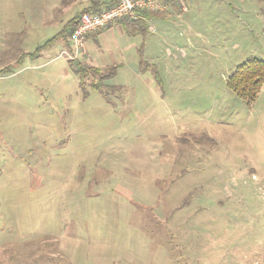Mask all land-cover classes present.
I'll use <instances>...</instances> for the list:
<instances>
[{
    "label": "rangeland",
    "instance_id": "rangeland-1",
    "mask_svg": "<svg viewBox=\"0 0 264 264\" xmlns=\"http://www.w3.org/2000/svg\"><path fill=\"white\" fill-rule=\"evenodd\" d=\"M82 2L0 0V264H264V82L227 87L264 62V0H181L73 57Z\"/></svg>",
    "mask_w": 264,
    "mask_h": 264
},
{
    "label": "trees",
    "instance_id": "trees-1",
    "mask_svg": "<svg viewBox=\"0 0 264 264\" xmlns=\"http://www.w3.org/2000/svg\"><path fill=\"white\" fill-rule=\"evenodd\" d=\"M114 2L115 1L112 0V2L108 6L104 7V9H109L110 7H112L114 5ZM101 11L102 9H100L99 6L96 7L93 3V5L90 8H86L76 13L67 22V27L69 29L68 30L69 39L78 24L80 16L83 13L98 14ZM145 15L148 16L147 13ZM140 22L141 20L128 21L126 19H121V20L116 21L115 24H120L124 28L125 27L126 28H136L137 24H139ZM86 70H89V69L83 66L82 67L79 66L78 69L75 70V74L78 76L79 83H80L79 85L81 87H83L82 85H83L84 71ZM93 71L98 72L97 69H93ZM109 75L110 74H108L107 76H103L101 80L109 77ZM263 82H264V62L257 60V59H251L241 64L240 66H238L236 70L229 76L227 80V87L229 90H231L235 94V96L238 99L245 102L246 104H251L255 100ZM91 87L94 90L99 91V92H102L103 90L101 81L98 82L97 84L92 85Z\"/></svg>",
    "mask_w": 264,
    "mask_h": 264
},
{
    "label": "built area",
    "instance_id": "built-area-1",
    "mask_svg": "<svg viewBox=\"0 0 264 264\" xmlns=\"http://www.w3.org/2000/svg\"><path fill=\"white\" fill-rule=\"evenodd\" d=\"M114 5L98 14L83 13L73 31L70 42L74 46L73 57L82 49L86 36L103 30L116 21H138L146 13L165 10L169 4L181 0H114Z\"/></svg>",
    "mask_w": 264,
    "mask_h": 264
},
{
    "label": "crops",
    "instance_id": "crops-1",
    "mask_svg": "<svg viewBox=\"0 0 264 264\" xmlns=\"http://www.w3.org/2000/svg\"><path fill=\"white\" fill-rule=\"evenodd\" d=\"M174 3H176V2H174ZM174 3H171V4H169L168 5V7H170L171 5H173ZM93 5V3H92V1H90V0H83V2L81 3V7H83L80 11H82V10H84V9H86V8H90L91 6ZM167 7V8H168ZM166 8V9H167ZM165 9V10H166ZM165 10H163V11H165ZM79 11V12H80ZM183 11V10H182ZM159 12H162V11H157V12H153L154 14H156V13H159ZM78 13V12H77ZM153 13H147L148 14V16L149 15H152ZM76 14V13H75ZM75 14H73V15H75ZM145 15V14H144ZM142 16L141 17V22H143V21H146V19H147V17L148 16ZM73 17V16H72ZM71 16H70V18H72ZM69 21V20H68ZM117 26H121L120 24H114V25H112V26H110V27H106L105 29H103V30H99V31H97L96 33H98V32H100V33H98V34H96V33H93V34H90V35H88V36H86V38H85V40H84V42H86L88 39H95V38H97V36H99V35H101V34H103L106 30H109V29H111V28H113V27H117ZM104 31V32H103ZM94 35V36H93ZM83 46H84V44H83ZM83 48V47H82Z\"/></svg>",
    "mask_w": 264,
    "mask_h": 264
}]
</instances>
